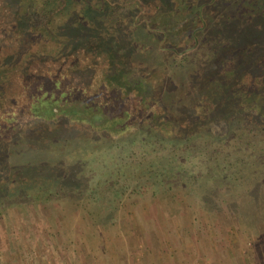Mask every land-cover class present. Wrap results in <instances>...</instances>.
I'll list each match as a JSON object with an SVG mask.
<instances>
[{"label": "rangeland", "instance_id": "374dc122", "mask_svg": "<svg viewBox=\"0 0 264 264\" xmlns=\"http://www.w3.org/2000/svg\"><path fill=\"white\" fill-rule=\"evenodd\" d=\"M200 1L0 0V264H264V190L248 185L258 177L227 202L223 185L184 174L213 165L191 151L202 137L153 154L147 120L120 136L90 123L128 99L131 113L139 98L150 110L160 91L193 98L225 138L264 133L240 118L264 117V0H215L196 48L156 52L191 44ZM171 158L191 184L134 190Z\"/></svg>", "mask_w": 264, "mask_h": 264}, {"label": "trees", "instance_id": "16d2710c", "mask_svg": "<svg viewBox=\"0 0 264 264\" xmlns=\"http://www.w3.org/2000/svg\"><path fill=\"white\" fill-rule=\"evenodd\" d=\"M215 0H202L200 3L197 4L198 6V11L195 12V19H198L197 22H195V26L193 25L191 28V34H192V39H191V44L185 49H182V51H173L172 49H167L163 47V44L161 48H158L156 46L155 48H158L156 52L159 53H165V52H172L174 55L179 56L178 53L182 52V56H185L186 53L193 49L196 48L198 45L197 37L196 34L197 32L201 31L202 28V23L204 20L202 8L203 6L211 4ZM47 5V2L45 3V6ZM120 10L117 5H114ZM124 6V5H123ZM196 7V6H195ZM201 8V9H200ZM112 11V13L115 12ZM49 12L48 9L43 8L40 13L45 14ZM177 53V54H176ZM156 67V66H155ZM150 68L148 70V74H151L152 76H155V71L159 70L157 67L155 68ZM155 70V71H154ZM161 71V70H160ZM168 98L166 99V102L164 101L163 94L160 93V91H154L152 96L150 97V101L152 102V106L150 107V110L147 109V111L142 110L140 108V98L137 100H133L136 102L138 109L134 110V113H131L130 109V104L131 99L127 100V104L118 110H113L110 111L108 115L103 113V109L99 108L96 112H98V119H90V123L93 125H99L100 128H103L108 132L109 135H115L120 136V135H129L130 132L133 130L130 128V121H135V127H137L136 121L138 122L139 120H147V125L150 126V134L154 135L152 136V141L153 143L151 146H146L144 145V152L148 153H153L156 154V148H154V145L157 143L161 145V143L166 140L167 142H173V145H176L178 142H185V145L195 142L194 140L199 139L202 140V142H199L200 144L197 145L195 144L193 149L191 151L193 152H202V154H209L207 155L209 162L212 163L213 165L206 166L208 169L207 175L205 174L202 176L199 173V169H191L190 171L184 173L186 176H190V174H194V180L196 182L200 181L203 177H208L209 181L210 179L215 183L216 188L218 186H222L224 188L225 194H227V202L230 201L231 196L235 195L236 189H239L241 183L245 181V178L250 177L252 178L255 176V178L258 177V180L252 181L251 184H248L249 187L252 191L250 194L255 193L256 191L264 190V185L262 186V181H260L259 184L257 182L262 179L264 176V133L257 134L252 133L255 136H258V138H255L251 136V138H246V137H239V136H232V138H225V135L227 134V129H224V132L221 133L222 130L218 131H213L210 128L211 126L209 125L210 121H214V116L211 115H203L206 116L207 118L203 117L202 115H198V111L201 110V106L197 107L198 104H194L193 102V108L191 107L190 103H192L193 98L188 102V99H184V103L182 102L181 99H176V98H170V96H167ZM149 97H147L148 99ZM73 99V98H72ZM70 100V99H69ZM180 102H179V101ZM79 103V102H78ZM182 103V105L180 104ZM144 107V106H142ZM180 107V109H178ZM199 108V110H198ZM113 109V108H112ZM145 111V112H144ZM147 113V114H145ZM249 111L243 112L244 119H249V120H260V122L263 124L262 127H264V117L258 115V117L253 118V116L249 115ZM150 114V115H148ZM64 115L70 116L69 113H65ZM53 116H58L56 113L53 114ZM103 116L105 117L103 119ZM133 116V117H132ZM148 118H146V117ZM52 118V117H48ZM149 119V120H148ZM224 118L221 117L219 119L215 118V123L216 122H223ZM149 121V122H148ZM221 123V122H220ZM207 129V130H206ZM264 129V128H262ZM147 132V131H145ZM143 132V133H145ZM203 132V133H201ZM225 139V140H224ZM235 142V143H233ZM197 145V147H196ZM189 147V146H188ZM190 148V147H189ZM183 149V147H182ZM181 149V150H182ZM191 151L187 150L185 151L186 153L189 154V156L192 154ZM204 151V152H203ZM206 152V153H205ZM185 153V154H186ZM215 155V157H214ZM188 156V157H189ZM187 157V158H188ZM174 159H170V163L168 162V167H164L162 171V176L163 178H159L158 174H155L153 176H158L154 178L153 180L146 181V182H141L136 184L135 191L146 189L148 186L149 188H153V190H158L157 185L161 187L164 185L163 188H166L167 186V181L171 180L179 182V184H182L183 186H187L188 184H191L193 182L192 179H184L187 177L183 176L179 178V176L176 175H181L179 172L178 174H174V171L176 170L175 164L173 162ZM189 163V162H188ZM184 165V162L180 164V167L182 168ZM199 168L200 166L197 165ZM192 167V166H191ZM259 167L257 170L256 168ZM181 172V171H180ZM155 173V172H154ZM215 176V179H214ZM171 177V178H169ZM173 177H178V178H173ZM185 180V181H184ZM215 180V181H214ZM169 182V181H168ZM228 185V188L227 186ZM233 192V194L231 192ZM115 195L120 197V192L119 189H116ZM252 197L254 196H249V201H252ZM238 200H240L237 197H235ZM258 197L255 196V200H257ZM226 200V199H224Z\"/></svg>", "mask_w": 264, "mask_h": 264}]
</instances>
